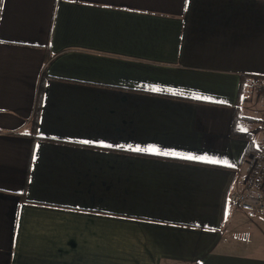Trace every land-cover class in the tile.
Segmentation results:
<instances>
[{"label": "crops", "instance_id": "0c3cea01", "mask_svg": "<svg viewBox=\"0 0 264 264\" xmlns=\"http://www.w3.org/2000/svg\"><path fill=\"white\" fill-rule=\"evenodd\" d=\"M263 79L264 0H0V264H264Z\"/></svg>", "mask_w": 264, "mask_h": 264}, {"label": "built area", "instance_id": "2783aa9c", "mask_svg": "<svg viewBox=\"0 0 264 264\" xmlns=\"http://www.w3.org/2000/svg\"><path fill=\"white\" fill-rule=\"evenodd\" d=\"M255 91L264 92V79L256 85ZM244 185L243 190L230 195V203L248 213L257 212L264 217V143L259 151L251 156Z\"/></svg>", "mask_w": 264, "mask_h": 264}, {"label": "rangeland", "instance_id": "374dc122", "mask_svg": "<svg viewBox=\"0 0 264 264\" xmlns=\"http://www.w3.org/2000/svg\"><path fill=\"white\" fill-rule=\"evenodd\" d=\"M264 219V217H262ZM244 234V238L249 239L252 244L264 243V226L260 223L253 224L247 223L245 228L240 230ZM241 237V236H240Z\"/></svg>", "mask_w": 264, "mask_h": 264}, {"label": "trees", "instance_id": "16d2710c", "mask_svg": "<svg viewBox=\"0 0 264 264\" xmlns=\"http://www.w3.org/2000/svg\"><path fill=\"white\" fill-rule=\"evenodd\" d=\"M37 124H38V113L35 114V117H34V122H33V130H34V133L37 132ZM234 136H237L238 134L236 132L233 133Z\"/></svg>", "mask_w": 264, "mask_h": 264}, {"label": "snow or ice", "instance_id": "6c2138e0", "mask_svg": "<svg viewBox=\"0 0 264 264\" xmlns=\"http://www.w3.org/2000/svg\"><path fill=\"white\" fill-rule=\"evenodd\" d=\"M136 151H144L145 149H140V148H137L135 149ZM147 151H152V152H156L157 150L156 149H148ZM164 154H167V153H164ZM188 159H194V157H187Z\"/></svg>", "mask_w": 264, "mask_h": 264}]
</instances>
